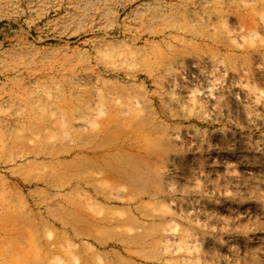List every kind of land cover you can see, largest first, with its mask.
Returning a JSON list of instances; mask_svg holds the SVG:
<instances>
[{"label": "rangeland", "instance_id": "obj_1", "mask_svg": "<svg viewBox=\"0 0 264 264\" xmlns=\"http://www.w3.org/2000/svg\"><path fill=\"white\" fill-rule=\"evenodd\" d=\"M0 264H264V0H0Z\"/></svg>", "mask_w": 264, "mask_h": 264}, {"label": "bare ground", "instance_id": "obj_2", "mask_svg": "<svg viewBox=\"0 0 264 264\" xmlns=\"http://www.w3.org/2000/svg\"><path fill=\"white\" fill-rule=\"evenodd\" d=\"M189 237H190V236H189ZM189 237H188V238H189ZM190 238H191V237H190ZM182 241H184L183 243H185V241H186V242H187V241L189 242V240H188V239H187V240H182ZM181 244H182V243H181ZM179 245H180V243H179ZM179 245H178V246H179ZM184 245L186 246L187 244L185 243ZM187 246L189 247L190 245H187ZM176 247H177V246H176ZM180 248H183V247H182V245H181V247H180ZM184 249H186V247H185Z\"/></svg>", "mask_w": 264, "mask_h": 264}]
</instances>
